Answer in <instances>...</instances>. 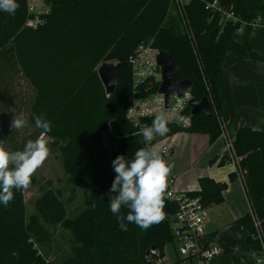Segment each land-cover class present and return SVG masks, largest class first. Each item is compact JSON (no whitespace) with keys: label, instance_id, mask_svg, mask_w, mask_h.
<instances>
[{"label":"trees","instance_id":"16d2710c","mask_svg":"<svg viewBox=\"0 0 264 264\" xmlns=\"http://www.w3.org/2000/svg\"><path fill=\"white\" fill-rule=\"evenodd\" d=\"M210 1L190 0L186 5L204 77L176 17L168 16L169 0H43L49 11L36 28L24 24L28 15L25 0H17L19 7L14 15L0 11V140L5 141L6 148L22 150L29 139L41 134L33 116L43 115L51 122L46 137L58 144L67 180L85 186L88 192L86 207L73 220L65 219L64 204L56 194L50 190L42 193L34 203L41 223L35 215L26 220L23 190H14L9 206L0 204V264H47L32 248L33 240L47 239V225L63 224L74 238V257L55 264H150L146 259L149 249L162 251L172 241L168 216L176 203L166 197L168 188L163 220L146 230L130 223L128 230L122 231L110 211L109 190L116 175L112 161L118 155L131 160L144 147L142 136L126 118L132 100L127 57L140 41L151 39L160 51H168L179 66L178 80L190 81L192 98L207 97L228 128L218 82L224 57L232 52L238 58L264 59V54L252 50L254 36L241 43L233 38L241 22L259 19L263 24L264 15L260 14L261 0H219L230 5L239 18L236 23H220L217 13L204 8ZM113 59L121 64L120 80L107 94L97 65ZM18 75L32 90L26 109L27 131L10 127V105L1 102L3 88ZM168 127L170 131L160 139L177 132L203 133L210 142L220 136L214 113L211 117L192 115L186 129L173 122ZM108 129L116 138L110 150L102 143ZM232 137L246 170L244 191L260 223L264 242V130L242 126ZM225 184L200 178L197 190L189 192L199 194L206 205L221 198ZM121 211L127 214L126 208Z\"/></svg>","mask_w":264,"mask_h":264},{"label":"crops","instance_id":"0c3cea01","mask_svg":"<svg viewBox=\"0 0 264 264\" xmlns=\"http://www.w3.org/2000/svg\"><path fill=\"white\" fill-rule=\"evenodd\" d=\"M259 9L264 15V0H261ZM252 36V50L259 55L264 54V26L255 28L251 23H243L233 34L234 40L239 43ZM218 82L222 108L229 118L228 131L234 135L242 126L264 130V59L238 58L234 53L227 52ZM178 133L163 138L168 139L170 149L166 161L174 164L170 176L174 180L172 189L195 191L200 178L226 183L220 193L221 198L206 204L208 220L200 242H211L222 250V253L213 256L210 264H237V249L244 261L242 264H257L254 263V253L262 254V244L248 238L253 229L248 214L249 201L241 184L233 177L232 165L220 163L223 139L218 136L210 142L206 134L191 132H182L184 135L175 138ZM184 151L188 156L181 159L179 154ZM227 218L240 219L242 225L235 226L226 234L230 226L222 222ZM222 224L225 226L221 228Z\"/></svg>","mask_w":264,"mask_h":264},{"label":"built area","instance_id":"2783aa9c","mask_svg":"<svg viewBox=\"0 0 264 264\" xmlns=\"http://www.w3.org/2000/svg\"><path fill=\"white\" fill-rule=\"evenodd\" d=\"M169 1L170 8L178 21L180 32L188 39L197 68L201 76L204 77L203 61L186 12V5L190 0ZM25 3L28 15L24 24L27 27L36 28L44 22L43 15L49 11V6L43 0H25ZM204 8L217 13L220 23L226 21L236 23L239 21L232 7L220 3L219 0L207 2ZM243 23H240L236 31ZM250 23L255 27L264 26V23L261 24L259 19ZM159 52L160 50L152 44V40L147 39L140 41L127 57L130 68L132 100L126 109V118L138 134H140L142 128L150 126L149 120L154 119V115L161 111L167 113L170 122L177 124L182 129H186L191 125L192 113L189 101L192 99V94L189 88L180 95L175 92L170 93L167 101H165L164 94L158 92L161 82V67L157 63L156 57ZM211 108L216 115L220 128V137L224 141L220 159L232 165L235 178L244 189L246 170L241 166L242 156L236 153L233 146V137L229 134L226 122L219 114L216 106L212 105ZM162 141L163 139L156 137L153 144L158 146L164 157L169 153L170 149ZM144 147H146L145 143ZM173 181V178L169 177L166 197L176 203V209L168 216V221L171 220L173 222V225L169 224L173 235L171 242H174L175 239L178 242V247L175 249V257L167 256L164 248L160 251L156 247H152L147 252L146 259L150 264H210L213 256L219 254L222 250L211 242H200L204 237L208 220L206 205L199 194L189 191H174L172 189ZM249 208L254 222V230L250 237L257 239L262 244L264 252L263 232L260 223L255 217L250 204Z\"/></svg>","mask_w":264,"mask_h":264},{"label":"clouds","instance_id":"9594fccd","mask_svg":"<svg viewBox=\"0 0 264 264\" xmlns=\"http://www.w3.org/2000/svg\"><path fill=\"white\" fill-rule=\"evenodd\" d=\"M18 7L17 0H0V11L9 15H14ZM33 119L42 132L36 139H29L22 150L6 148L5 141L0 140V204L6 208L14 200V190H27L32 177L51 154L46 137L51 122L43 115H34ZM169 123L167 113L155 114L151 125L140 131L146 147L138 149L131 160L118 155L112 161L116 175L109 190V205L122 231H127L130 223L146 230L164 218V194L174 164L163 158L153 141L170 131ZM28 124L25 114L20 113L14 115L10 127L21 130ZM122 208L127 209L126 215Z\"/></svg>","mask_w":264,"mask_h":264},{"label":"rangeland","instance_id":"374dc122","mask_svg":"<svg viewBox=\"0 0 264 264\" xmlns=\"http://www.w3.org/2000/svg\"><path fill=\"white\" fill-rule=\"evenodd\" d=\"M168 16H172L173 18L175 17L171 8L168 11ZM107 62L117 63L115 59L107 60ZM101 63L103 62H100L97 67H99ZM3 90L5 94L1 97V102H3V105H5V103H9L10 105L9 107H7V113H11L12 117H14V115H19L20 113H24L26 116L27 105L32 94V90L28 82L20 75L14 76L11 82L7 86H5ZM25 129V131L29 130V126ZM228 132L230 135H232L230 131ZM182 135H184L182 132L178 133L175 135V138L181 137ZM47 139L51 154L43 164V166L32 177L31 186L27 190H23L25 217L28 221L32 215H35L38 222L42 223L41 218L35 211L34 203L39 195L50 190L52 193L56 194L64 204L66 211L65 219L73 220L77 215H79L81 210L86 207L88 192L85 186L74 185L67 180V175L63 168L62 157L59 151L58 144H54L53 141L48 137ZM115 140L116 138L113 137L110 129H108L102 137V143L109 150L115 147ZM167 140L163 139L162 142L168 145ZM168 155L169 153L163 158L167 160ZM179 155L181 159H185L188 156L185 151ZM248 214L252 219L253 232V217L250 212ZM231 220L232 223H229ZM222 223L226 226H230V228L227 227V234L235 226L242 225V220L237 218H227ZM169 224L173 225V222L169 220ZM223 224L221 225V228L225 226ZM47 229L48 236L46 240L42 242H36V240H33L32 248L36 250L37 255H39V257H41V259L44 260L47 264H55L60 262L62 259L74 257V252L72 250L75 246L74 238L70 230L64 227L63 224L47 225ZM255 242L258 243V240ZM177 247L178 242L175 239L174 242L166 243L164 246V250L168 256L173 257L175 254V249ZM220 253H222V251ZM217 255L219 254H216L215 256ZM236 260L238 262L237 264H242L244 262L240 258V250L238 249ZM258 262L259 264H264L263 251L260 255L257 252L254 253V263L258 264Z\"/></svg>","mask_w":264,"mask_h":264},{"label":"water","instance_id":"95a60500","mask_svg":"<svg viewBox=\"0 0 264 264\" xmlns=\"http://www.w3.org/2000/svg\"><path fill=\"white\" fill-rule=\"evenodd\" d=\"M157 63L161 67V82L158 92L163 93L165 101H167L170 93L182 94L190 86L188 79L178 80L180 74L179 66L174 62L168 51H160L157 54ZM98 77L107 94L114 91L116 84L120 80L121 64L113 62H103L97 67ZM190 111L192 115H204L211 117L213 112L207 97L200 100L192 98L189 101Z\"/></svg>","mask_w":264,"mask_h":264}]
</instances>
